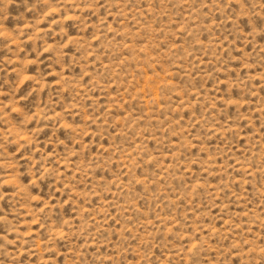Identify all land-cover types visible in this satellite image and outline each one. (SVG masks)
<instances>
[{
	"label": "rangeland",
	"instance_id": "1",
	"mask_svg": "<svg viewBox=\"0 0 264 264\" xmlns=\"http://www.w3.org/2000/svg\"><path fill=\"white\" fill-rule=\"evenodd\" d=\"M0 264H264V0H0Z\"/></svg>",
	"mask_w": 264,
	"mask_h": 264
}]
</instances>
